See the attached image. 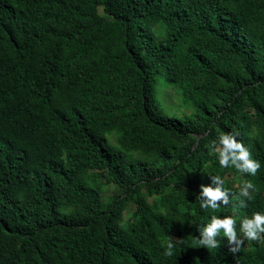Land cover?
<instances>
[{"label": "trees", "instance_id": "trees-1", "mask_svg": "<svg viewBox=\"0 0 264 264\" xmlns=\"http://www.w3.org/2000/svg\"><path fill=\"white\" fill-rule=\"evenodd\" d=\"M169 87L190 113H166ZM228 133L255 175L220 167ZM203 188L229 205L201 208ZM254 213L264 0H0V264H264V239L198 243L212 216L241 236Z\"/></svg>", "mask_w": 264, "mask_h": 264}, {"label": "clouds", "instance_id": "clouds-1", "mask_svg": "<svg viewBox=\"0 0 264 264\" xmlns=\"http://www.w3.org/2000/svg\"><path fill=\"white\" fill-rule=\"evenodd\" d=\"M221 168L234 167L241 174L255 175L260 169V164L251 158V154L243 143L238 142L236 135L228 133L219 136L218 141L211 145ZM215 181L223 184V180L219 176L214 177ZM251 182H246L240 189V196L251 199L250 189H253ZM202 197L207 198L202 200L200 197L201 208L217 209L220 207L216 202L221 201L224 206L229 205V200L226 191L220 188L215 190L203 188ZM241 206H245L241 201ZM200 235L198 243L205 248H217L219 242L216 237L223 233V237L227 239L229 252L236 254L245 241H259L264 239V214L254 213L251 218H244L240 224L241 236H238L236 231V221L231 216H226L223 219L212 216L211 222L202 229H199ZM172 243H168L167 248L171 249ZM168 255L171 252L166 253Z\"/></svg>", "mask_w": 264, "mask_h": 264}, {"label": "rangeland", "instance_id": "rangeland-1", "mask_svg": "<svg viewBox=\"0 0 264 264\" xmlns=\"http://www.w3.org/2000/svg\"><path fill=\"white\" fill-rule=\"evenodd\" d=\"M159 98L163 101V106L165 108L166 113L169 116L178 115L180 116L182 113H190V109L183 108L181 105V96L175 91L172 87L162 88V91L159 93ZM234 180L238 181L240 179L239 176L233 177ZM115 193H120L119 190H116L115 186L110 184L103 188L101 193V199L103 202H107L108 198ZM150 201H152L151 197H148ZM134 205L131 203L123 215V221L126 222L128 219L132 217L134 211Z\"/></svg>", "mask_w": 264, "mask_h": 264}]
</instances>
